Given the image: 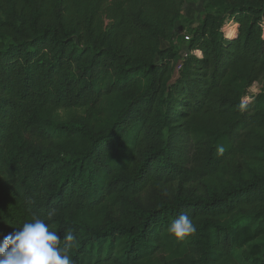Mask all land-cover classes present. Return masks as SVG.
<instances>
[{"label": "trees", "instance_id": "obj_1", "mask_svg": "<svg viewBox=\"0 0 264 264\" xmlns=\"http://www.w3.org/2000/svg\"><path fill=\"white\" fill-rule=\"evenodd\" d=\"M185 1L0 0V242L40 218L74 264H264V0H204L201 58L161 47Z\"/></svg>", "mask_w": 264, "mask_h": 264}, {"label": "clouds", "instance_id": "obj_2", "mask_svg": "<svg viewBox=\"0 0 264 264\" xmlns=\"http://www.w3.org/2000/svg\"><path fill=\"white\" fill-rule=\"evenodd\" d=\"M223 152V148L218 149ZM53 213H49L51 219ZM168 231L177 239H183L196 231L192 219L185 213L175 218ZM61 237L40 218H33L22 228L7 235L0 242V264H74L68 255L73 246L74 235L69 232Z\"/></svg>", "mask_w": 264, "mask_h": 264}, {"label": "rangeland", "instance_id": "obj_3", "mask_svg": "<svg viewBox=\"0 0 264 264\" xmlns=\"http://www.w3.org/2000/svg\"><path fill=\"white\" fill-rule=\"evenodd\" d=\"M204 0H186L185 3L181 7V17L176 21L174 27V37L172 38V42H163L162 48L173 47L177 51L183 52L185 50V43L182 40V37L185 34H190L200 22L202 18V14L204 11ZM235 25H232V21L227 22L224 25L223 31L225 33H229V31H233ZM233 28V29H232ZM232 33V32H231ZM259 90V85H254L251 88V93L255 94Z\"/></svg>", "mask_w": 264, "mask_h": 264}, {"label": "built area", "instance_id": "obj_4", "mask_svg": "<svg viewBox=\"0 0 264 264\" xmlns=\"http://www.w3.org/2000/svg\"><path fill=\"white\" fill-rule=\"evenodd\" d=\"M262 29H263V35H264V26H262ZM191 39V36L190 34H185L183 37H182V40L183 42L185 43V50L182 53V58H185L189 55H193L195 56L196 58H201L202 57V52L198 49H189V41Z\"/></svg>", "mask_w": 264, "mask_h": 264}]
</instances>
